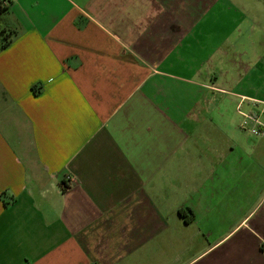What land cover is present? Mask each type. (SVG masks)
<instances>
[{
    "label": "crops",
    "instance_id": "obj_1",
    "mask_svg": "<svg viewBox=\"0 0 264 264\" xmlns=\"http://www.w3.org/2000/svg\"><path fill=\"white\" fill-rule=\"evenodd\" d=\"M10 1L0 264H264L262 6Z\"/></svg>",
    "mask_w": 264,
    "mask_h": 264
},
{
    "label": "built area",
    "instance_id": "obj_2",
    "mask_svg": "<svg viewBox=\"0 0 264 264\" xmlns=\"http://www.w3.org/2000/svg\"><path fill=\"white\" fill-rule=\"evenodd\" d=\"M260 107L255 111L243 112L241 106L238 113L242 117L241 129L250 132L254 136L264 135V103L258 104Z\"/></svg>",
    "mask_w": 264,
    "mask_h": 264
},
{
    "label": "trees",
    "instance_id": "obj_3",
    "mask_svg": "<svg viewBox=\"0 0 264 264\" xmlns=\"http://www.w3.org/2000/svg\"><path fill=\"white\" fill-rule=\"evenodd\" d=\"M10 4V0H0V23L3 17L7 15ZM12 37L13 36L11 32L0 29V52L6 49L12 43ZM34 90L38 93L36 89Z\"/></svg>",
    "mask_w": 264,
    "mask_h": 264
},
{
    "label": "rangeland",
    "instance_id": "obj_4",
    "mask_svg": "<svg viewBox=\"0 0 264 264\" xmlns=\"http://www.w3.org/2000/svg\"><path fill=\"white\" fill-rule=\"evenodd\" d=\"M252 3H256V5H258L259 7L260 6H262V8H263V12H262V15H261V17H262V19H261V21H263V23H264V0H239V4H241L243 7H245V11L247 12L248 10V5H250V4H252ZM237 5V7L239 8V9H242L243 10V8L241 7V5H238V4H236ZM244 11V12H245ZM244 44V43H243ZM243 48H245L244 46L242 47V49ZM236 54H237V52H236ZM223 65L222 64H218V67L220 68V67H222ZM226 66H224V68H225ZM219 71H220V73L222 74V72H221V68L219 69ZM218 85L219 86H222L223 85V83H218Z\"/></svg>",
    "mask_w": 264,
    "mask_h": 264
}]
</instances>
